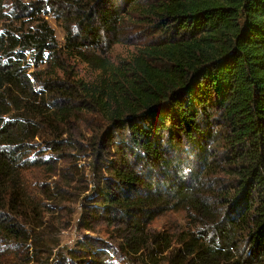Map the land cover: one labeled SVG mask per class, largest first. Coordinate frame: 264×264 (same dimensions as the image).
Instances as JSON below:
<instances>
[{
  "label": "trees",
  "instance_id": "trees-1",
  "mask_svg": "<svg viewBox=\"0 0 264 264\" xmlns=\"http://www.w3.org/2000/svg\"><path fill=\"white\" fill-rule=\"evenodd\" d=\"M0 264H264V0H0Z\"/></svg>",
  "mask_w": 264,
  "mask_h": 264
},
{
  "label": "rangeland",
  "instance_id": "rangeland-1",
  "mask_svg": "<svg viewBox=\"0 0 264 264\" xmlns=\"http://www.w3.org/2000/svg\"><path fill=\"white\" fill-rule=\"evenodd\" d=\"M51 25L55 29L56 36L59 41L63 39V32L58 25L52 21ZM132 51V47L129 46H116L113 49L112 56L116 57L117 55H126L128 52ZM72 68L75 70V73L79 75V77H82L84 79H89L94 77V75L85 67V65L81 63H75ZM89 122V123H88ZM102 121L98 118H93V116H87L85 118V124L82 129L83 135L85 137H88L91 135L92 130L96 128V126H99ZM88 123V125H87ZM87 127L85 128V126ZM83 140V138H81ZM83 164H87L86 160L83 161ZM82 164V170H84L85 166ZM75 212L76 208L74 205L67 204L65 206L64 213L59 216V219L63 222H66V220L75 221ZM185 228V215L182 212H168L164 213L161 216L155 218L149 225V230L151 232H157V231H168L170 233H178L182 231ZM84 235H93V236H99L101 239H108L110 236V233L106 229L105 226H98L97 232L93 234L92 232L79 230L75 227V224L72 225L71 228H69L67 231L63 232L61 235V241L62 244H70L75 243L81 238V236ZM112 243H115L113 240Z\"/></svg>",
  "mask_w": 264,
  "mask_h": 264
}]
</instances>
